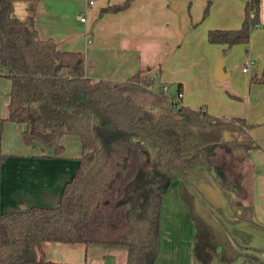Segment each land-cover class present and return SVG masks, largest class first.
Wrapping results in <instances>:
<instances>
[{"label": "trees", "instance_id": "16d2710c", "mask_svg": "<svg viewBox=\"0 0 264 264\" xmlns=\"http://www.w3.org/2000/svg\"><path fill=\"white\" fill-rule=\"evenodd\" d=\"M13 1L0 0V67L10 79L2 119L21 122L22 140L41 155L60 154L66 134L79 137L81 152L57 203L0 214V264L45 261L47 240L124 245V264H153L163 196L173 179L201 166L221 169L225 186L234 188L224 191L230 207L256 221L248 162L255 145L251 123L183 103L181 82L151 88L150 65L124 79L86 75L82 51L40 35L38 0H25L24 22ZM131 1L108 3L100 11H117ZM208 9L207 0L202 18ZM259 11L260 0H245L240 25L209 28L207 40L247 42ZM258 79L264 81V75ZM147 93L165 105L150 110L142 101ZM228 132L234 136L226 137Z\"/></svg>", "mask_w": 264, "mask_h": 264}, {"label": "crops", "instance_id": "0c3cea01", "mask_svg": "<svg viewBox=\"0 0 264 264\" xmlns=\"http://www.w3.org/2000/svg\"><path fill=\"white\" fill-rule=\"evenodd\" d=\"M117 1L38 0L36 25L41 36L55 38L61 48L82 51L86 75L124 79L150 65L160 83L181 82L183 103L244 117L255 141L248 162L256 221L230 207L224 191L233 187L225 186L221 169L185 171L163 196L170 217L163 216L161 206L153 264H264V81L258 79L264 75V0L248 41L230 46L208 41L207 30L239 26L245 0H208L203 18L207 0H132L126 8L100 11ZM14 4L27 7L25 0ZM26 7L14 11L23 15ZM220 56L228 72L222 80L215 76ZM9 88L0 67V214L57 203L81 152L79 137L71 134L63 136L58 155H41L27 145L20 135L22 123L2 119ZM42 248L45 261L24 264H124L127 259L124 245L47 240Z\"/></svg>", "mask_w": 264, "mask_h": 264}, {"label": "rangeland", "instance_id": "374dc122", "mask_svg": "<svg viewBox=\"0 0 264 264\" xmlns=\"http://www.w3.org/2000/svg\"><path fill=\"white\" fill-rule=\"evenodd\" d=\"M151 72L150 70H148V73ZM161 83H160V80L157 76H155L154 78V82L153 84L151 85V88L153 89H158L160 87ZM142 101L143 103L148 107L150 108V110H153V111H156L158 109V107L156 106H164L165 104L163 103V101H160V100H155V98L150 95L149 93L147 94H144L143 98H142ZM235 182L233 184H237V181L234 180ZM163 200V199H162ZM165 200V199H164ZM162 202V213H163V216L165 217H170L169 215H166V212H168V207H169V204L167 202V208L165 207L166 203ZM167 209V210H166Z\"/></svg>", "mask_w": 264, "mask_h": 264}, {"label": "water", "instance_id": "95a60500", "mask_svg": "<svg viewBox=\"0 0 264 264\" xmlns=\"http://www.w3.org/2000/svg\"><path fill=\"white\" fill-rule=\"evenodd\" d=\"M227 74H228V72L226 70H224L222 56H220L216 62L215 76L217 79L222 80L227 76ZM201 222H205V221L203 219H201Z\"/></svg>", "mask_w": 264, "mask_h": 264}, {"label": "clouds", "instance_id": "9594fccd", "mask_svg": "<svg viewBox=\"0 0 264 264\" xmlns=\"http://www.w3.org/2000/svg\"><path fill=\"white\" fill-rule=\"evenodd\" d=\"M13 7H14V9L15 8H17V7H26V5H16V4H14L13 5ZM28 14L27 13H24L23 15H17V18L21 21V22H24V20H25V18H26V16H27Z\"/></svg>", "mask_w": 264, "mask_h": 264}, {"label": "built area", "instance_id": "2783aa9c", "mask_svg": "<svg viewBox=\"0 0 264 264\" xmlns=\"http://www.w3.org/2000/svg\"><path fill=\"white\" fill-rule=\"evenodd\" d=\"M89 2H92V0H88ZM81 19H84V16L82 15L81 16ZM243 69L245 70L246 69V66H243ZM161 88L163 90H167V85L166 84H162Z\"/></svg>", "mask_w": 264, "mask_h": 264}]
</instances>
